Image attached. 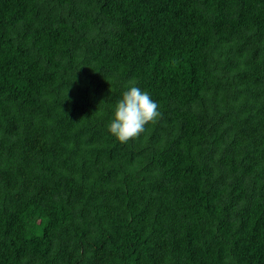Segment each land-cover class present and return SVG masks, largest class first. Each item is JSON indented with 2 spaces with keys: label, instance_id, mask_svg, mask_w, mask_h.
<instances>
[{
  "label": "trees",
  "instance_id": "1",
  "mask_svg": "<svg viewBox=\"0 0 264 264\" xmlns=\"http://www.w3.org/2000/svg\"><path fill=\"white\" fill-rule=\"evenodd\" d=\"M0 264H264V0H0Z\"/></svg>",
  "mask_w": 264,
  "mask_h": 264
},
{
  "label": "clouds",
  "instance_id": "2",
  "mask_svg": "<svg viewBox=\"0 0 264 264\" xmlns=\"http://www.w3.org/2000/svg\"><path fill=\"white\" fill-rule=\"evenodd\" d=\"M160 116L158 104L150 94L136 85L129 86L116 103L108 131L120 143L137 138L149 122Z\"/></svg>",
  "mask_w": 264,
  "mask_h": 264
}]
</instances>
